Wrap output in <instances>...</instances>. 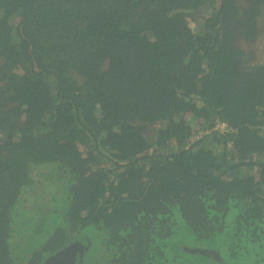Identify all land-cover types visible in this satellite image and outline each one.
<instances>
[{
  "label": "trees",
  "instance_id": "16d2710c",
  "mask_svg": "<svg viewBox=\"0 0 264 264\" xmlns=\"http://www.w3.org/2000/svg\"><path fill=\"white\" fill-rule=\"evenodd\" d=\"M205 4L0 0V264L83 232L103 264H264V0H218L202 42Z\"/></svg>",
  "mask_w": 264,
  "mask_h": 264
},
{
  "label": "rangeland",
  "instance_id": "374dc122",
  "mask_svg": "<svg viewBox=\"0 0 264 264\" xmlns=\"http://www.w3.org/2000/svg\"><path fill=\"white\" fill-rule=\"evenodd\" d=\"M213 1L214 0H207V4H206V8L195 12L194 13V17L195 18H188V24L191 27V29L193 30V32H195V34L198 36L199 40L204 42V37L202 35V33L200 34V30L202 28V24L204 21V18L207 17L210 13V9L213 8ZM180 118L186 120L191 126L195 125V124H204L203 121H201L200 119H197L193 116H190L189 114H182L180 116ZM159 125H155L152 128H158ZM152 132H147L146 135V144L145 146L147 148H149L151 141H152ZM149 150H152L151 147ZM88 159H90V162H93V156L89 155L87 157ZM55 185L52 183H48V182H44V183H40V185H36L35 189L28 194L29 198L25 201L26 205L31 206V208H33L34 211H38L39 213H41L40 211H43L44 209L48 210V209H52V210H56V201L55 199ZM46 205V206H45ZM38 214H33L31 213V218L34 219L37 217ZM46 226V221L44 219H42L41 217L36 219L35 225H34V230L39 233L41 232ZM182 233V239H179L182 243L189 245L192 241L189 239V237L184 233ZM83 238H80L79 240L82 241L84 244L87 243V245L90 242V248L88 249L87 252V256L89 258V260H91V264H103V256H102V249L103 247H101L102 245L100 244V236L99 234H94V235H90L88 232H83ZM186 239L188 242L183 241V239ZM211 247V246H207ZM206 249V246L203 245L202 247H196L192 244V250L193 252L199 249ZM217 254V253H216ZM214 256V254H213ZM86 257V256H85ZM86 260V258H85ZM216 262V260L213 261V264ZM230 263V261H228V264ZM245 262L243 261L241 264H244Z\"/></svg>",
  "mask_w": 264,
  "mask_h": 264
},
{
  "label": "water",
  "instance_id": "95a60500",
  "mask_svg": "<svg viewBox=\"0 0 264 264\" xmlns=\"http://www.w3.org/2000/svg\"><path fill=\"white\" fill-rule=\"evenodd\" d=\"M83 247L84 246L79 241L71 242L53 255L47 257L43 264H80L84 249Z\"/></svg>",
  "mask_w": 264,
  "mask_h": 264
},
{
  "label": "built area",
  "instance_id": "2783aa9c",
  "mask_svg": "<svg viewBox=\"0 0 264 264\" xmlns=\"http://www.w3.org/2000/svg\"><path fill=\"white\" fill-rule=\"evenodd\" d=\"M211 131H217V132H223L225 131V124L222 122L216 123L212 128H203L200 130H197L196 132L192 133L189 137V141L186 145V147H189L191 143H194L195 141L199 140L204 135H207Z\"/></svg>",
  "mask_w": 264,
  "mask_h": 264
},
{
  "label": "flooded vegetation",
  "instance_id": "af4514ba",
  "mask_svg": "<svg viewBox=\"0 0 264 264\" xmlns=\"http://www.w3.org/2000/svg\"><path fill=\"white\" fill-rule=\"evenodd\" d=\"M217 2H218V0H214L213 1V8H211L210 9V13H209V15L207 16V17H205L204 18V21L210 16V14L216 9V5H217ZM206 4H207V0H206ZM206 4H205V6H203L202 8H201V10L202 9H204V8H206ZM200 11V10H199ZM189 18H195L194 16H190ZM204 21H203V24H204ZM203 24H202V27H203ZM0 86H1V84H0ZM74 241H79V242H81V244L84 246L83 248V254H82V260H81V262H80V264H91L90 262H91V260H89V258H88V256L86 255L87 254V252H88V249L90 248V242H89V244L87 245V243L86 244H84L82 241H80V240H73V241H71V242H74ZM70 242V243H71ZM69 243V244H70ZM192 250V249H191ZM197 251V250H196ZM201 251V250H200ZM193 252V251H192ZM195 252V251H194ZM206 252H208V253H211L212 254V252H211V250H208V251H206ZM86 256V257H85ZM85 258H86V260H85ZM43 264V263H42Z\"/></svg>",
  "mask_w": 264,
  "mask_h": 264
}]
</instances>
